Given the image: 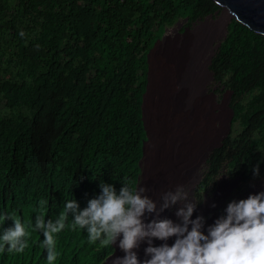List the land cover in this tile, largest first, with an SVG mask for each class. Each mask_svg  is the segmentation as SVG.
I'll return each mask as SVG.
<instances>
[{
  "label": "trees",
  "instance_id": "16d2710c",
  "mask_svg": "<svg viewBox=\"0 0 264 264\" xmlns=\"http://www.w3.org/2000/svg\"><path fill=\"white\" fill-rule=\"evenodd\" d=\"M217 10L211 0H0V237L13 226L5 217L32 225L24 252L5 245L0 264H48L43 233L34 230L41 200L47 201L45 220L54 221L69 200L87 207L100 183L119 191L127 179L136 187L146 139L140 119L146 54L164 26ZM229 19L222 11L214 20ZM181 41L169 38L153 59L156 100L161 73L169 74ZM207 70L229 94L231 118L222 146L206 160V180L223 164L244 170V180L259 164V176L250 178H264V37L231 19ZM217 107L212 99L202 134L225 130L224 116L213 113ZM165 151L156 153L158 166ZM72 222L70 213L55 234L54 264H102L110 244L90 242L87 230L73 229Z\"/></svg>",
  "mask_w": 264,
  "mask_h": 264
},
{
  "label": "clouds",
  "instance_id": "9594fccd",
  "mask_svg": "<svg viewBox=\"0 0 264 264\" xmlns=\"http://www.w3.org/2000/svg\"><path fill=\"white\" fill-rule=\"evenodd\" d=\"M19 35L26 34L21 31ZM252 172L254 177L259 176V164ZM122 185L117 191L112 184L100 183V194L88 200L87 207L81 209L75 199L69 200L54 221L45 220L47 201L39 202L41 214L36 216L34 230L43 233L42 247L47 250L48 264L57 260L55 234L65 229L70 213L71 227L86 229L90 242L116 245L124 253L112 256L108 264H264V191L229 202L226 214L205 229L204 216L193 219L199 203L189 202L185 186L165 192L158 209L157 202L145 194V187H131L127 179ZM177 204H182L176 211L179 223L167 218L145 223V214L159 216ZM5 219H11L13 226L0 237V251L6 245L9 252H24L28 247L25 237L30 235L27 228L32 225H25L15 216ZM172 237L175 240L169 245L167 241ZM153 240L164 243L153 246ZM145 241L146 258L141 261L136 250Z\"/></svg>",
  "mask_w": 264,
  "mask_h": 264
},
{
  "label": "rangeland",
  "instance_id": "374dc122",
  "mask_svg": "<svg viewBox=\"0 0 264 264\" xmlns=\"http://www.w3.org/2000/svg\"><path fill=\"white\" fill-rule=\"evenodd\" d=\"M222 11L219 8V10L204 17L202 20L197 19L190 22L186 20V17H181L171 25L164 26L150 46L154 50L159 49L161 51L165 46L164 43L168 42L169 38L174 39L176 36H180V39H182L181 50L177 57L172 58L169 65V74L167 72L164 73L165 70L161 73L163 81L161 82L159 97L156 100V110L161 124L164 123L160 128V132L163 128L165 129V133L164 130L163 133L164 137L166 135L167 140L162 135V145L161 149L159 148V153L165 151L164 144L166 142L167 155L177 157L179 162L184 158H190L184 167L180 165V170H183V173L170 182L171 188L169 191H175L178 185L185 186V189L189 192V202L199 203L195 211L197 216L205 214L202 215L205 218L210 215L217 217L219 212H221V215H225V209L229 202L246 199L250 194L264 191V179H251L250 177L253 176L249 175V179L244 180L243 178L246 177L243 173L244 170H241V173H236L234 169L224 164L214 177L207 180L205 178L207 159L203 162L201 160L202 145L199 143L200 140L197 141V138L202 137L209 143L214 137H218L223 133V131L218 132L217 130L213 132V130L208 133L205 131L202 134L206 129L204 122L205 112L212 99L218 105L216 109L213 108V113L217 114V119L224 116L223 120L227 121L228 124L227 133L230 130V122L228 121L229 94L223 90L219 83L212 79L210 72L207 70L209 59L213 55L218 42L224 36L227 23L231 20L230 18L225 23L216 24L214 19L219 17ZM208 17L213 20L204 24ZM189 31L190 33H188ZM184 62L187 64L185 70H178ZM163 106L165 108L164 112ZM206 113L208 114V112ZM164 114H166V118L163 122ZM217 132L218 134L216 135ZM169 166L173 169L172 164L165 156L162 160H159V166L156 170L160 171L161 168L166 169ZM155 195L153 185L149 197L153 199ZM161 197L157 202L159 205L162 203ZM213 204L215 207H212ZM181 206L182 204H177L164 210L159 216L156 215L154 218L149 216L148 221L167 218L179 223L180 218L176 216V211ZM148 215L152 214H147L146 216ZM174 240L175 237H172L167 243L171 245ZM162 243L164 241L153 240V246H159ZM147 246L145 241L136 250L141 261L146 258L144 249ZM106 259H104L102 264H108Z\"/></svg>",
  "mask_w": 264,
  "mask_h": 264
},
{
  "label": "water",
  "instance_id": "95a60500",
  "mask_svg": "<svg viewBox=\"0 0 264 264\" xmlns=\"http://www.w3.org/2000/svg\"><path fill=\"white\" fill-rule=\"evenodd\" d=\"M218 8H221L232 20H234L246 33L256 34L264 37V0H211ZM218 45V44H217ZM154 47V46H153ZM154 48H150L146 54V64L147 71L145 76V88L144 92L141 95V104H140V119L142 122L143 131L145 133L146 139L143 141L141 146V157L138 161V167L140 174L137 178L136 187H144L143 178H144V167L143 162L146 154V145L150 141V117L146 111L147 97L150 91V78H151V61L150 56L153 53ZM229 111V122L231 118V110ZM228 125L226 131L219 138L217 143L208 149V152L205 154V161L211 151L215 148H218L221 145L222 139L228 134ZM113 252L107 256L106 260L117 254L118 247L116 245H111Z\"/></svg>",
  "mask_w": 264,
  "mask_h": 264
},
{
  "label": "bare ground",
  "instance_id": "6f19581e",
  "mask_svg": "<svg viewBox=\"0 0 264 264\" xmlns=\"http://www.w3.org/2000/svg\"><path fill=\"white\" fill-rule=\"evenodd\" d=\"M158 52H159V49L158 50L156 49L153 51V53L150 56L151 78H150V91H149V95L147 97L148 103L146 105V111L148 112V115L150 117L151 131H150V141L146 145V154H145V159L143 162V167H144L143 183H144V187L147 190H149V187H150L151 181H152L151 189H153V185H154L155 192L156 191L161 192V191H169L170 190V188H171L170 182L174 181L173 170L175 168L174 165L172 164V160L174 161L176 158L174 156L169 155V157L172 159V160H170V164H172L173 169L170 168V166H169V168H166V169L161 168L160 171L156 170L158 165H157V161H156L155 156H156V153H158V150L161 146V144H160L161 143V136L159 134V131L161 128V121H160V118H159L157 110H156V94L158 92V83L156 82L155 76L153 73V71H154L153 59L156 57V54ZM226 128H227V126H226ZM225 131L226 130H224L223 133ZM223 133L220 134L218 137H214V139L212 141H210L209 143H207L205 141V139H203L202 137L197 138V141L200 140L199 143L202 145V148H201V151H202L201 160H202V162L204 160L205 154L208 152V149L217 143V141L223 135ZM194 139H196V138H194ZM165 153H166V151H165ZM147 192L145 193L146 195H147ZM153 200H154V198H153ZM156 202H158V200ZM158 205L159 204L157 203V206ZM146 215L147 214H145V217L143 218L145 223L149 222L148 221L149 216L151 218H154L156 216L155 213H153L152 215H148V216H146ZM123 255H124V253L122 251H120L118 248L117 254L115 256H123Z\"/></svg>",
  "mask_w": 264,
  "mask_h": 264
},
{
  "label": "flooded vegetation",
  "instance_id": "af4514ba",
  "mask_svg": "<svg viewBox=\"0 0 264 264\" xmlns=\"http://www.w3.org/2000/svg\"><path fill=\"white\" fill-rule=\"evenodd\" d=\"M220 146H222V143H221ZM220 146H219V147H220ZM219 147H218V148H219ZM165 156H167V159H168L169 161L172 160V159L169 157V155H167V153L164 154V157H165ZM164 157H163V158H164ZM189 159H190V158H184L183 160H181V162H179L178 159H177V157H176L174 161L172 160V164H173L174 167H175L174 170H173V179H175L176 177H179V176L182 175L183 170H180V165H182V166L184 167L185 163H186ZM262 179H264V178H262ZM165 192H167V191H161V192H160V191H156V192H155L156 195H155V197H154V201L159 200L160 197H161ZM202 215H205V214H202ZM218 215H219V216H217V217L214 216V215H210L209 217L205 218V229L207 228V226L213 224L214 221H215L217 218H219V217L221 216V212H219ZM196 216H197V214H196V212H194V214H193V218L195 219Z\"/></svg>",
  "mask_w": 264,
  "mask_h": 264
}]
</instances>
